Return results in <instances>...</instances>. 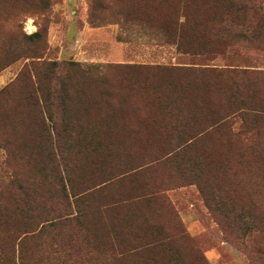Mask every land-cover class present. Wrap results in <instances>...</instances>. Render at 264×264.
I'll use <instances>...</instances> for the list:
<instances>
[{
	"label": "rangeland",
	"instance_id": "obj_1",
	"mask_svg": "<svg viewBox=\"0 0 264 264\" xmlns=\"http://www.w3.org/2000/svg\"><path fill=\"white\" fill-rule=\"evenodd\" d=\"M42 4L0 0L16 264H264V0Z\"/></svg>",
	"mask_w": 264,
	"mask_h": 264
},
{
	"label": "trees",
	"instance_id": "obj_2",
	"mask_svg": "<svg viewBox=\"0 0 264 264\" xmlns=\"http://www.w3.org/2000/svg\"><path fill=\"white\" fill-rule=\"evenodd\" d=\"M42 1H43L42 5H45V6L48 5L49 0H42ZM182 25H184V23L175 19L173 21V28H172L173 31L171 30V32L168 33V37L173 39V42L176 43L177 46L180 44L179 40L181 37L180 31H181ZM42 36L43 35L40 31H36V32L31 33V34H26L24 32L17 31V32L12 33L11 38H13L14 40H16L18 38L21 41L35 42L37 40L42 39ZM25 56L32 57V58H39L40 57V55H32V56L25 55ZM33 63L37 64L38 66L41 64L39 62H33ZM51 65L55 67L58 65V63L53 61V62H51ZM209 70L213 71L212 69H209ZM38 79H39V76L36 72V82H38ZM250 145H252V141L250 142ZM5 222H6L5 219H2V218L0 219V223H5ZM244 224H245L244 227L247 230L253 231V230H257V228L260 229V228L264 227V220L258 221V220L251 219V220L245 221ZM5 239H6V237H0V264H16V261L12 256V252L10 251V250H12V249H10L12 243L10 241H6ZM24 239H25V237L21 238L18 242L19 253H21V242H23ZM6 246L9 247V254H11V255H8V254H6V252H4L3 247H6ZM19 259H20V257H19Z\"/></svg>",
	"mask_w": 264,
	"mask_h": 264
}]
</instances>
